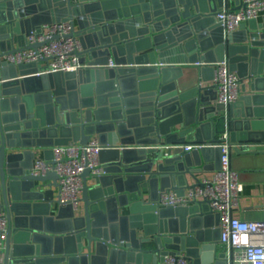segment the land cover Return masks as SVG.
Segmentation results:
<instances>
[{
  "label": "water",
  "instance_id": "1",
  "mask_svg": "<svg viewBox=\"0 0 264 264\" xmlns=\"http://www.w3.org/2000/svg\"><path fill=\"white\" fill-rule=\"evenodd\" d=\"M228 1L0 0V207L8 219L0 264H165L178 253L191 264H226L207 201L158 202L168 190L202 185L203 162L220 168L221 149L211 145L224 134L235 153L264 156V17L225 34L216 14ZM62 21L72 23L88 68L37 75L38 64L2 61L38 49L28 37ZM223 60L243 81L228 107L204 85ZM199 62L198 84L182 89V68L170 65ZM93 138L106 147L102 172L83 173L77 213L58 204L57 173L32 174L34 149ZM189 144L209 146L186 151Z\"/></svg>",
  "mask_w": 264,
  "mask_h": 264
},
{
  "label": "built area",
  "instance_id": "2",
  "mask_svg": "<svg viewBox=\"0 0 264 264\" xmlns=\"http://www.w3.org/2000/svg\"><path fill=\"white\" fill-rule=\"evenodd\" d=\"M237 10L223 5L216 14L218 23L225 34L234 33L240 27L251 21L264 17V0H240ZM73 26L70 21L53 22L42 27L28 37V44L41 43L38 49H28L14 54H7L2 61L7 63L38 64L37 75L52 73L77 72L88 68L87 63L80 62L83 45L78 36H70ZM197 65H203L197 63ZM110 59L109 67H114ZM214 74L212 84L216 92L215 103L228 107L239 101L242 96L243 81L236 71L231 70L227 60L212 64ZM208 144L186 145V151L198 150ZM221 149L220 168L212 179L202 181L185 189L183 195L174 190L160 194L161 207H186L193 200L207 201L210 212L219 215L220 240L219 249L225 253L226 264H264V219L244 220L233 216L234 207L239 205L244 185L240 181L239 172L231 165V146L229 135L221 136L219 144L211 145ZM106 149L93 138L87 145L70 142L67 145L51 148L52 163L36 160L33 164V175H46L55 172L59 176L60 206H72L74 210L81 208L83 189L82 175L86 169L100 174L96 170L99 165V153ZM8 228L7 213L0 207V249L6 237ZM165 264H191L183 253L171 254L165 257Z\"/></svg>",
  "mask_w": 264,
  "mask_h": 264
},
{
  "label": "crops",
  "instance_id": "3",
  "mask_svg": "<svg viewBox=\"0 0 264 264\" xmlns=\"http://www.w3.org/2000/svg\"><path fill=\"white\" fill-rule=\"evenodd\" d=\"M227 5L229 6V8L234 9L239 5V3L234 0H229ZM209 58L210 61L216 60L217 55H210ZM170 66L182 68L183 78L179 81L180 87L182 89L186 90L187 88H191L198 84V81L200 80L202 75L201 65L187 63L173 64ZM207 75L211 76L213 75V72L211 74L209 72ZM211 84L212 80L210 79L204 82L205 86H210ZM34 154L35 158L33 159V164L36 160L40 159L48 162L52 161L53 155L50 149H34ZM28 158L29 162H31L32 157L29 155L27 156V159ZM214 159L215 155L213 154V160ZM231 165L233 169L239 172L240 181L244 185V191L241 194L239 205L234 207L233 209V216L248 221L264 219V156L239 155L232 151ZM202 168L203 170L196 174V177L201 181L212 179L217 171V169L215 168V162L213 161H210L208 163L203 162ZM188 180L190 184L195 183V180L191 176H188ZM57 193L58 191L56 190V195ZM56 206L55 209H57ZM76 212L81 213L82 208L76 210ZM209 223L211 222L209 221Z\"/></svg>",
  "mask_w": 264,
  "mask_h": 264
}]
</instances>
